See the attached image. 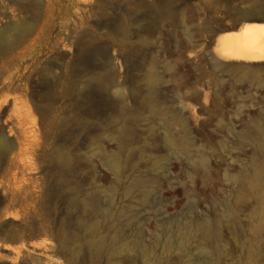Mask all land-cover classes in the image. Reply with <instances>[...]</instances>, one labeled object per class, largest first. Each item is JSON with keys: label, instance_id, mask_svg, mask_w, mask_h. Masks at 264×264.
Instances as JSON below:
<instances>
[{"label": "rangeland", "instance_id": "1", "mask_svg": "<svg viewBox=\"0 0 264 264\" xmlns=\"http://www.w3.org/2000/svg\"><path fill=\"white\" fill-rule=\"evenodd\" d=\"M38 1L53 14L25 54L38 68L11 92L38 126L35 103L52 106L60 137L17 179L0 171V264H264V56L220 47L264 24L248 19L264 0ZM88 55L115 58L125 103L97 81L68 89ZM117 111L132 133L111 142ZM98 143H120L122 168Z\"/></svg>", "mask_w": 264, "mask_h": 264}, {"label": "bare ground", "instance_id": "2", "mask_svg": "<svg viewBox=\"0 0 264 264\" xmlns=\"http://www.w3.org/2000/svg\"><path fill=\"white\" fill-rule=\"evenodd\" d=\"M50 5L49 2L44 8L38 0H0V171L7 176L13 174L15 179L19 174L23 175L29 170L28 159L32 155L38 153V156L45 158L48 154L46 144L55 146L60 137L58 133L60 119L52 106L45 107L46 105L35 103V109L40 114V126H38L30 106L23 99L13 96L11 92L16 84L21 86L20 90L24 93L29 92L25 81L30 73L37 70L40 60H26V55L30 49L37 46L41 34L48 28L49 19L53 17ZM248 19L264 21V16L248 17ZM238 31V35L225 37L221 41L220 47L224 55L239 58L264 56V24H245L240 26ZM94 58V55H88L87 60H83L79 74L67 80L68 89L97 81L100 89L112 90L120 96L122 103H125L126 94L117 78L115 58L112 57L111 60ZM51 71L52 64H44L40 68L41 74L48 75ZM146 77L149 81L154 80L150 74ZM48 87L50 88L49 85ZM106 120L107 140L120 141L125 135L132 133V130L127 128L128 125L125 126L121 112L117 111V114L108 116ZM120 126H123L125 131L119 132ZM256 134L257 132L253 136ZM252 139L256 142L259 140L255 137ZM97 145L99 158L108 170L116 172L122 168L118 158V153L122 150L120 143L117 145L118 152L108 150L99 143ZM154 169L155 166L151 170ZM14 183L17 187V182ZM105 217L112 223L115 213L107 211ZM91 233L94 234L95 231ZM92 246L96 252H99L102 250L103 242L97 239Z\"/></svg>", "mask_w": 264, "mask_h": 264}]
</instances>
